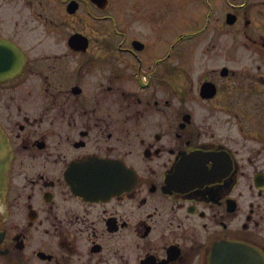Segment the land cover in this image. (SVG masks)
I'll list each match as a JSON object with an SVG mask.
<instances>
[{
    "label": "flooded vegetation",
    "instance_id": "obj_1",
    "mask_svg": "<svg viewBox=\"0 0 264 264\" xmlns=\"http://www.w3.org/2000/svg\"><path fill=\"white\" fill-rule=\"evenodd\" d=\"M177 3L0 0V264H264V0Z\"/></svg>",
    "mask_w": 264,
    "mask_h": 264
},
{
    "label": "rangeland",
    "instance_id": "obj_2",
    "mask_svg": "<svg viewBox=\"0 0 264 264\" xmlns=\"http://www.w3.org/2000/svg\"><path fill=\"white\" fill-rule=\"evenodd\" d=\"M154 2H157V4L153 5L157 13L155 16H152H154V18L157 16L158 20L163 18V24L168 26L163 35L169 43H174L172 46H168V51L176 56L180 51L181 46L185 45V42H183L178 36L180 33H183V31L191 32L194 29L192 21L188 20V17L186 16V11L184 9L185 6L181 3L178 4L177 0H154ZM199 4L201 5L202 3ZM43 26L44 24L42 23V20L39 19L34 20V22L29 25L27 24V26L24 25L23 29L30 37L39 40L46 36L45 29L41 28Z\"/></svg>",
    "mask_w": 264,
    "mask_h": 264
}]
</instances>
